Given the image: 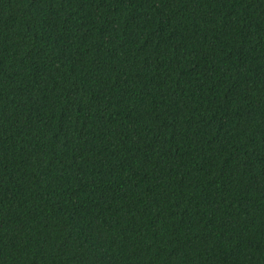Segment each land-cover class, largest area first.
Wrapping results in <instances>:
<instances>
[{
  "label": "trees",
  "instance_id": "1",
  "mask_svg": "<svg viewBox=\"0 0 264 264\" xmlns=\"http://www.w3.org/2000/svg\"><path fill=\"white\" fill-rule=\"evenodd\" d=\"M0 264H264V0H0Z\"/></svg>",
  "mask_w": 264,
  "mask_h": 264
}]
</instances>
